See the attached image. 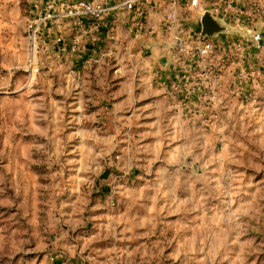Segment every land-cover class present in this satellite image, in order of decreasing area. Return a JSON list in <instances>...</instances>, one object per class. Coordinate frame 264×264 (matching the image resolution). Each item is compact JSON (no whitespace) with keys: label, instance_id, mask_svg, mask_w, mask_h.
<instances>
[{"label":"rangeland","instance_id":"374dc122","mask_svg":"<svg viewBox=\"0 0 264 264\" xmlns=\"http://www.w3.org/2000/svg\"><path fill=\"white\" fill-rule=\"evenodd\" d=\"M30 1L0 0V264H264V28L256 48L230 34L226 0L185 6L219 18L214 45L241 44L248 66L195 116L165 103L159 124L120 131L89 98L99 85L51 69L65 52L32 53ZM255 1L232 11L263 16Z\"/></svg>","mask_w":264,"mask_h":264},{"label":"crops","instance_id":"0c3cea01","mask_svg":"<svg viewBox=\"0 0 264 264\" xmlns=\"http://www.w3.org/2000/svg\"><path fill=\"white\" fill-rule=\"evenodd\" d=\"M45 1L53 4V8L50 9L58 18L53 23H46L42 28L37 39L36 52L47 50L50 53L56 52L61 45H68L77 35L79 43L76 52H80L81 55L78 54L76 57L73 52L67 51L63 58L69 60L64 59V63L59 64V60L54 59L49 66L60 71L63 80L77 79L85 86V90L93 88L95 84L99 85L100 88L94 91L97 95L91 93L89 98L98 101L100 105L95 111L106 110L118 119L120 124L116 127L120 128V131L125 124L131 125L129 128L133 132L143 130L142 127H137L138 116H151L152 118L148 120L153 125L159 124L162 105L165 103L176 104L187 114L195 116L198 112L196 107H200L201 95L209 88L214 90L215 99L219 98L221 89L217 87V82L221 81L222 75L231 73L230 70L241 72L242 68L248 66L246 57L241 58L231 44L228 45L226 42L215 46L212 53L199 60H193L190 57L191 52L187 49L180 51L176 47L172 37L174 33L181 34L201 29L200 11L197 17L186 15V7L195 9L201 0H197L195 6L188 5L189 1L187 3L185 0H150L148 3H138L137 7L145 10L146 28V32L138 37H134L129 29L127 23L129 12L125 9L108 12L107 18L112 23L113 31L111 37H107L104 31L79 34L80 31L75 29L72 19L59 17L64 10L63 5L74 0ZM115 1L108 0L109 4ZM226 1L230 14L224 21L231 27L230 34H238L239 37L245 34L252 35L264 28V15H256L248 22L247 15L244 16L239 11L238 16L232 11L235 9L233 6L250 5L255 3V0ZM220 2L221 0H218L217 4ZM167 14H172L175 21L171 31L166 28ZM47 40L48 44L45 43ZM215 69H218L219 73ZM184 72L190 75L189 81L180 78ZM81 96L82 98L85 96L83 89L79 90V97ZM115 145L120 149V153L114 155V158L118 156L116 160L123 159L126 162L125 158L129 155L131 159L134 158L137 150L134 144L125 143L124 138L120 136Z\"/></svg>","mask_w":264,"mask_h":264},{"label":"built area","instance_id":"2783aa9c","mask_svg":"<svg viewBox=\"0 0 264 264\" xmlns=\"http://www.w3.org/2000/svg\"><path fill=\"white\" fill-rule=\"evenodd\" d=\"M149 1L150 0H116L114 3L109 4L108 0H74L71 3L63 5L62 9L64 10L61 11L59 17L72 19L75 29L80 31L79 34H92L104 31L105 36L111 37L113 28L111 21L107 18L108 12L111 10L125 9L129 12V19L127 21L129 29L134 37H138L146 32V28L145 10L141 7H137V5H139L138 3L140 2L148 3ZM189 4L195 6L197 0H189ZM30 7L26 30L33 53V50L36 52L37 39L44 25L48 22L53 23L58 17L56 16L57 14L55 15L50 9L53 8V4L45 0H31ZM256 10L257 12L260 11L258 8ZM166 21V28L171 31L175 22L172 14H167ZM172 37L174 44L180 51L187 49L188 52H191L190 57L193 60L207 57L215 49L213 39L202 36L200 29L198 31L189 30L181 34L174 33ZM261 38L262 34L260 32L252 34V41L255 42L256 48L259 47ZM78 43V36L76 35L69 41L68 45H61L58 51L76 52ZM227 44L229 45V43ZM231 46L237 50L243 48L239 43H233ZM35 52L34 55L32 54V58H34ZM32 58L29 62H32ZM180 78L184 81H189L190 75L184 72L180 75ZM215 97L216 94L211 88L201 95L202 99H215ZM115 158H118V156H115Z\"/></svg>","mask_w":264,"mask_h":264},{"label":"water","instance_id":"95a60500","mask_svg":"<svg viewBox=\"0 0 264 264\" xmlns=\"http://www.w3.org/2000/svg\"><path fill=\"white\" fill-rule=\"evenodd\" d=\"M200 23V33L205 37H215L228 29L227 26L223 24V22L219 18L213 16L211 12L208 11L204 12L201 15Z\"/></svg>","mask_w":264,"mask_h":264}]
</instances>
